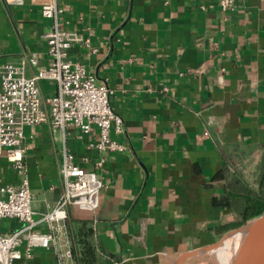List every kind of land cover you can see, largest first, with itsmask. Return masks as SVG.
<instances>
[{"label":"crops","instance_id":"1","mask_svg":"<svg viewBox=\"0 0 264 264\" xmlns=\"http://www.w3.org/2000/svg\"><path fill=\"white\" fill-rule=\"evenodd\" d=\"M46 1L0 0V64L24 61L27 76L49 65ZM57 2L64 27L80 39L71 58L115 90L111 105L124 132L111 136L126 150L91 147L97 132L27 126L34 217L54 208L57 188L62 193L65 149L105 183L96 212L71 206L67 224L91 220L99 244L119 264H158L170 249L215 243L263 214L264 0H239L233 12L217 0ZM39 87L42 100L57 92L49 80ZM20 179L1 156L0 186ZM20 226L14 218L0 221L4 233ZM68 228L15 264H75L62 257L71 248Z\"/></svg>","mask_w":264,"mask_h":264},{"label":"built area","instance_id":"2","mask_svg":"<svg viewBox=\"0 0 264 264\" xmlns=\"http://www.w3.org/2000/svg\"><path fill=\"white\" fill-rule=\"evenodd\" d=\"M238 1L217 0L222 10L227 12L235 11ZM63 13L64 9L57 0L42 4L43 16L52 21L50 30L45 34L49 65L27 76L24 61L0 64V157L4 156L21 176L18 184L0 186V221L14 218L21 222V226L12 232L0 230V264H15L24 257H31L36 247L49 248L58 239V233L67 228L70 207L96 212L100 192L105 185L100 174L86 170L76 161L74 154L65 149L61 197L51 211L36 219L26 163L27 126L49 122L53 130H61L64 135L69 127L79 128L84 134L97 132L99 139L90 142L91 147L106 152L126 150L111 136L112 130L118 134L124 132L123 119L111 105L115 90L99 82L94 72L71 58V48L80 39L64 27ZM82 43L90 46L88 39ZM29 61L37 66L36 54ZM40 80L55 83L56 94L42 100ZM104 161L101 158L96 164L102 167ZM41 225H46L49 230H40ZM62 257L73 259L71 248Z\"/></svg>","mask_w":264,"mask_h":264},{"label":"water","instance_id":"3","mask_svg":"<svg viewBox=\"0 0 264 264\" xmlns=\"http://www.w3.org/2000/svg\"><path fill=\"white\" fill-rule=\"evenodd\" d=\"M61 197V188L55 191L56 202ZM243 234L242 244L232 264H264V213L245 224L226 232L217 242L188 248L181 246L176 252L172 249L162 256L158 264H198L201 256L219 249L227 238L235 234Z\"/></svg>","mask_w":264,"mask_h":264},{"label":"trees","instance_id":"4","mask_svg":"<svg viewBox=\"0 0 264 264\" xmlns=\"http://www.w3.org/2000/svg\"><path fill=\"white\" fill-rule=\"evenodd\" d=\"M259 183L260 197H264V158L260 165ZM68 226L75 264H119L99 244L91 220L72 219Z\"/></svg>","mask_w":264,"mask_h":264},{"label":"bare ground","instance_id":"5","mask_svg":"<svg viewBox=\"0 0 264 264\" xmlns=\"http://www.w3.org/2000/svg\"><path fill=\"white\" fill-rule=\"evenodd\" d=\"M243 236L240 233L230 236L219 249L201 256L198 264H232L242 244Z\"/></svg>","mask_w":264,"mask_h":264},{"label":"rangeland","instance_id":"6","mask_svg":"<svg viewBox=\"0 0 264 264\" xmlns=\"http://www.w3.org/2000/svg\"><path fill=\"white\" fill-rule=\"evenodd\" d=\"M68 226V224H67ZM67 230V228L65 230H62V232L58 233V235H62V233H64L65 231ZM66 233V232H65ZM68 233V236H69V231L67 232ZM59 238V237H58ZM60 240V239H59ZM69 241H70V238H69ZM70 247H71V241H70Z\"/></svg>","mask_w":264,"mask_h":264}]
</instances>
